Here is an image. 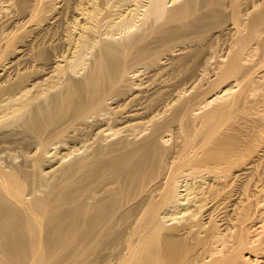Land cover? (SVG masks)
I'll list each match as a JSON object with an SVG mask.
<instances>
[{
  "label": "bare ground",
  "instance_id": "bare-ground-1",
  "mask_svg": "<svg viewBox=\"0 0 264 264\" xmlns=\"http://www.w3.org/2000/svg\"><path fill=\"white\" fill-rule=\"evenodd\" d=\"M11 1L17 9L0 25V264H60L68 256L77 264H246L244 252L264 264V224L251 240L243 229L252 200L246 195L241 206L236 199L241 207H232L233 217L222 212L219 223L208 211L202 228L196 212L207 207L205 193L216 201L223 189L209 183L198 191L201 185L187 182L202 169L247 180L259 166L264 171V101L251 97L264 78V0H181L172 7L114 0L108 13L111 0H64L50 16L42 0ZM139 14L147 23L140 31ZM116 29L127 38L101 36ZM213 41L227 52L216 56L218 69L208 78L211 68L195 70ZM140 65L146 75L131 79ZM188 67L195 75L204 69L208 79L199 75L205 82L190 85L187 78L194 91L184 97L177 85ZM218 98L224 101L199 111L195 124L196 102ZM175 126L183 138L167 146L164 132ZM261 187L264 211V179ZM204 191L190 209L185 201ZM181 204L177 213L186 220L181 214L180 223H166V211Z\"/></svg>",
  "mask_w": 264,
  "mask_h": 264
},
{
  "label": "rangeland",
  "instance_id": "rangeland-1",
  "mask_svg": "<svg viewBox=\"0 0 264 264\" xmlns=\"http://www.w3.org/2000/svg\"><path fill=\"white\" fill-rule=\"evenodd\" d=\"M6 1H7V4H6ZM10 1H11V0H5V1H4V0H3V1L0 0V3H1V5H0V8H1V9H0L1 11H0V12H1V13H0V14H1V16H2L3 11L6 13V15L3 14V15H5V17H3V16L1 17V16H0V19H1V20H0V25H1V22H4V19H2V18H5V20L8 19V18L10 19V16L12 15L11 13H13L12 11H15V10L17 9V8H16V7H17V4L15 3V5H16V7H15L14 3H12V1H11V2H10ZM42 1H43L45 4H44V3H41V5L44 4L46 7H45L44 5H42V6H44L45 8L49 7V5H47V3L50 4V7H49L50 9L48 8V10H50V11H48V10L45 9V8H44V9L47 10V11H44V10H43V11H44V14H43V15H47V16H48V15H49V16L52 15V14H53V11H55V9H57L55 12L59 11V7H58V6H61V7H60V10H63V8H65V6H66V4H67V3H65V1L67 2V0H65V1H64V0H50V1H49V0H46V1L42 0ZM42 1H41V2H42ZM62 1H63V2H62ZM96 1H97V0H96ZM111 1H112L111 3L108 1L107 4H104V6H106V7H104V8H105V11H106L107 13L110 11L109 8H112V4L116 3L114 0H111ZM113 1H114V2H113ZM116 1H117V0H116ZM164 1L167 3V5H168L169 7H172V6H173L174 4H176V2H178V1L181 2V0H164ZM2 2H3V3H2ZM49 2H50V3H49ZM8 3H10V4H8ZM51 3H52V4H51ZM61 3H62V4H61ZM63 3H65V4L63 5ZM98 3H100V0L98 1ZM142 3L145 4V3H147V1H146V0H142ZM4 4H6V5H4ZM55 4H56V5H55ZM57 4H58V6H57ZM60 4H61V5H60ZM7 5H8V6H7ZM53 5H54V6H53ZM62 5H63L64 7H62ZM89 5H90V4H87V7H89ZM109 5H110V7H109ZM1 6H4V7H1ZM11 7H12V8H11ZM14 7H15V10L13 9ZM52 7H53V8H52ZM54 7H56V8H54ZM2 8H4V9L2 10ZM89 8H90V7H89ZM104 8H103V10H104ZM142 8H143V6H142ZM6 9H8V10L10 9V10L8 11V10H6ZM11 9H12V10H11ZM51 9H53V10H51ZM5 10H6V11H5ZM108 10H109V11H108ZM7 11H8V12H7ZM43 11H41V14H42ZM77 11H78V10H77ZM105 11H101V12H102L101 14L105 13ZM140 11H141V10H140ZM9 12H10V13H9ZM51 12H52V13H51ZM111 12H112V11H111ZM111 12H110V13H111ZM141 12H142V11H141ZM16 13H17V12H16ZM47 13H48V14H47ZM50 13H51V14H50ZM66 13H67V15L70 17V15H69V11H67ZM74 13H76V14H75L76 18L78 17V18L76 19L77 21H79V20H80V21H83V19H84V18H83L84 15L80 16V14H77L76 9H75V12H73V14H74ZM10 14H11V15H10ZM41 14H40L39 16H41ZM101 14L98 15L99 18H100V15H101ZM105 14H106V13H105ZM8 15H9V16H8ZM67 15H66V16H67ZM7 16H8V18H6ZM14 16H15V15H14ZM14 16H13V17H14ZM18 16H19V15H18ZM68 16H67V17H68ZM140 16H142V15L139 14L137 17H135V19H137V20L135 21L136 24H137V25H140V26H138V27H140V29H138V31H140V30L142 29L141 26H146L145 24H147V23H145V24H144V23H141V22H143V19H142V20L139 19ZM67 17H66V18H67ZM112 17H113V16H112ZM11 18H12V16H11ZM38 18H39V17H38ZM140 18H142V17H140ZM34 19H35V18H34ZM36 19H37V17H36ZM36 19H35V20H36ZM97 19H98V18H97ZM35 20L32 21L31 24H29V25H32L33 23H35ZM103 20H104V18L100 20L101 22L98 21V22L100 23V25H101V23L103 22ZM108 20H109V19H108ZM108 20H107V21H108ZM139 20H140V21H139ZM96 22H97V21H95V23H96ZM98 22H97V23H98ZM139 22H140L141 24H144V25H141ZM97 23H96V25H98ZM138 23H139V24H138ZM137 25H135V26H137ZM105 27H106V25H101L99 29H100V30H103V29H105ZM77 30H79V28H76L75 32H77ZM116 30H117V31L114 30V31H112V32L109 33V34L104 33V34H102L101 36H102V37H108V38H110V39H112V40H114L113 38H115V39H116V38H117V39L119 38L118 40H120V39H123L122 37H124V35L128 34L127 32H126V34H124V33H125V30H124V29H116ZM119 31H120V32H119ZM123 32H124V33H123ZM121 33H122V34H121ZM112 34H113V35H112ZM111 35H112V36H111ZM111 37H112V38H111ZM124 38L126 39L127 37H124ZM19 39H20V38L16 39V42H18V43H16V42H15V43H16L17 45L20 44V41H18ZM117 39H116V40H117ZM14 40H15V39H13V42H14ZM20 40H21V39H20ZM219 41L222 42V40H219ZM219 41H217V42H219ZM11 42H12V40H11ZM13 42H12L11 44H15V43H13ZM214 42H215V41H213V47H210V48H213V49H210V48H209V49H210L211 51H212V50H213V51H214V50L216 51V49L214 48V47H216L215 45L222 46L221 48L218 47V46H217L218 48L216 47L218 53H216L215 51H214L215 53H213V51L210 52V50H207L208 48H206L207 51H205V49H204V50H203L204 53L202 52L200 56L207 58V59L203 58V60L206 61L207 64H205L206 62L203 63V62H202V61H203V60H202V57H200L201 59L199 58V61L202 63V64H200L201 67L199 66V67H197V69L199 68V70H197V69L195 70V71H200V69L202 68V65H205V67H209V68H207V70L205 69V72H206V71L209 72V71L212 69V70H211L212 73L209 72V76L206 74L207 72H206L204 75H202V72L204 73V71H203L204 69L201 70L202 72L197 73L198 76L195 75L196 72H195L194 74L192 73L193 75H195V78H194V76H191V75H192V74L190 73V72H191V67H188V70H189V71H188V70L186 69V68H187V66H186V68H184V69L187 70V71H185V70L182 71V74H183V72H184V74H185V72H186V75H187V76L183 74V75H182V76H184V78H183V77L180 75L181 77H179V78H181V80H179V84L177 85V86H180V87H179V88L177 87V90H180V89L182 90L183 87H185V88H184L185 90H184V91L182 90V91H183L182 93H183L184 97H185L186 95L189 96V95H191V94L193 93L192 91H194V86H192V87H189V86H190V85H194V82H196L197 80L199 81L200 78L198 79V77H200V76L202 75V76H204V77H205V76H208V78H211L212 74L216 71V69H214V68H215V67L217 68V66H214V65L217 64L216 61L219 60V59H223L224 56L222 57V56H221L222 54L226 55V54H225L226 48L224 47L225 44H224V45H223V43L220 44V42H219V43L216 42L217 44H215ZM12 47H13V45H12ZM12 47H11V49H13ZM223 47H224L225 50L223 49ZM8 48H10V47H8ZM222 49H223L224 51H223ZM221 50H222V53H221ZM208 51H209V52H208ZM226 52H227V51H226ZM212 53H213L214 55H213ZM205 54H207V55H211V56H207V55H205ZM216 54H217V55H216ZM219 54H220V55H219ZM89 55H90L89 53L86 54L85 62L88 61L87 59H89V58H88ZM204 55H205V56H204ZM213 56H214V58H213ZM216 56H219V57H221V58H218V57H216ZM216 58H218V59L216 60ZM212 59H213V60H212ZM86 60H87V61H86ZM214 60H216V61H214ZM213 61H214V62H213ZM197 62H198V61H197ZM208 62H209V63H208ZM212 62H213V63H212ZM215 63H216V64H215ZM208 64H209V66H208ZM188 66H191V65H188ZM143 67H144V66H141V65H140V67H139V66L137 67V70H134L133 72L131 71V72L129 73L130 75L132 74V75L130 76L131 79H134V80H135L136 78L139 79V76H140V77H143L142 75H146V71H147V69H146L145 67H144V68H143ZM140 68H141V69H140ZM142 68H143L144 70H143ZM203 68H204V66H203ZM210 68H211V69H210ZM262 68L264 69V66H263ZM139 69H140V72L142 71L143 73H142V72L140 73V72H139ZM209 69H210V70H209ZM217 69H218V68H217ZM263 69H262V70H263ZM213 71H214V72H213ZM134 73H135V74H134ZM136 73H137V74H136ZM138 73H140V74H138ZM144 73H145V74H144ZM262 73H264V71H263ZM262 73H261V69L259 68V70H257V73H255V74H257V75L259 74L258 76L255 75V77H256V78H255L256 81H257L258 77H259V79H260V77L262 78L263 75L260 76V74H262ZM133 74H134L135 76H134ZM210 74H211V75H210ZM199 75H200V76H199ZM185 76H186V78H185ZM182 78H183L184 80H183ZM187 78H189L188 81L191 82L192 84L190 83V85H189V84L187 83V82H188V81H186ZM190 78H191V79H190ZM192 78H194V79L197 78V79H196V80H192ZM208 78H207V79H208ZM137 79H136V80H137ZM204 79L207 80L206 77H205ZM204 79L201 78L200 81H199V83H200L202 80L205 82ZM255 79H254V80H255ZM263 79H264V78H262L261 80H263ZM261 80H260V81L258 80V82H255V83H258V84H259V85H257V88L254 87L255 89L252 88V87H253V84H255L254 81H253V84H252V86H251V88L253 89V90H251V91H252V95H251V97H254V98H256V97H257V98L260 97V98L264 101V81H261ZM180 81H181V82H180ZM183 81H184L185 83H183ZM193 81H194V82H193ZM198 81H197L196 83H198ZM204 82H202V83H204ZM184 84H187V85H184ZM255 85H256V84H255ZM182 86H183V87H182ZM181 87H182V88H181ZM187 88H188V89H187ZM221 88H222V91H221ZM223 88L225 89V88H226V85H223V86H220L219 88H217V89H218V94H222V93H220V91L223 92V90H224ZM189 89H191V90L189 91ZM192 89H193V90H192ZM187 91H188V92H187ZM251 91H249L250 94H251ZM189 92H190V93H189ZM187 93H189V95H188ZM211 94H212V93H211ZM254 94H255V96H254ZM213 95H214V94H213ZM213 95L209 96L208 98L213 97ZM248 95H249V94H248ZM187 96H186V97H187ZM224 97L226 98V96H224ZM251 97H250V96L248 97L249 100L253 99V98H251ZM225 100H226V99H225ZM222 101H224V98H218L217 100H214L212 103L207 104L208 106H204L203 103H199L201 107L198 106V105H197L198 102H196V106H195V104H194V106H195L196 108L193 107L194 110H192V112H191V113H192V116H191V117L194 118V122H195V124L198 122V125H199V123H200V122H199V120H200V114H202L201 112H203V111H208V107H209V108H212L214 105H216V104H218V103H220V102H222ZM201 104H202L203 106H202ZM197 106H198V107H197ZM199 107H200V108H199ZM203 107H204V108H203ZM206 107H207V110H206ZM201 108H202V109H201ZM204 109H205V110H204ZM201 110H203V111H201ZM197 111H198V112H197ZM199 111H201V112H199ZM196 112H197L198 114H199V113H200V114L197 115ZM238 113H239V112L236 110V111H233V112H232V115H235V114H238ZM195 115H196L197 117H195ZM198 116H199V117H198ZM198 118H199V120H198ZM195 119H196V120H195ZM225 123H226V121H225V122H222V125L225 124ZM263 123H264V120H263ZM263 123H262V124H263ZM198 125H197V126H198ZM195 126H196V125H195ZM195 126H193V127H195ZM262 127H263V126H262ZM195 128H196V127H195ZM263 128H264V127H263ZM171 129H172V130L174 129V130L171 131ZM175 129H176V130H175ZM178 129L181 130V128H179L178 126H175V127H171L170 129H168V131L166 130L165 132H167V133L164 132V136H163V137H164V139H165V144H166L167 146H171V147H173V146H176V145H174L173 143H175V144L177 143V144H178V143L181 142V139L183 138V137L181 136V135H183V134H181V133H183V131L180 132ZM143 130H144V129H143ZM143 130H142V131L140 130V133H139V130L136 131V132H137L136 136H137V137L141 136V134H143V133H141V132H143ZM169 130H170V131H169ZM193 130H194V129H193ZM145 131H146V129L144 130V132H145ZM178 131H179V132H178ZM194 131H195V130H194ZM168 132H169V133H168ZM172 132H173L174 134H173ZM263 132H264V131H263ZM178 133H180L181 135L178 134ZM138 134H139V135H138ZM171 134H172V135H171ZM184 134H185V133H184ZM179 135H180V136H179ZM130 136H132V134H131ZM168 137H169V138H168ZM170 137H171V138H170ZM175 137H176V139H175ZM178 138H179V139L181 138V139L179 140ZM197 139H198V136L196 137V140H197ZM177 140H178V142H177ZM196 140H195V141H196ZM172 144H173V145H172ZM52 150H53V149H52ZM52 150H50L49 153H51ZM53 151H54V150H53ZM62 151H65V147H62V148H61V152H62ZM81 151H82V150L80 149V152H81ZM78 152H79V151H78ZM49 153H48V155H51V154H49ZM260 163H261V162H260ZM260 163H259V165H260ZM259 165H257L256 167H258ZM261 165H262V164H261ZM262 166H263V165H262ZM262 166H261V167H262ZM261 167L259 166L258 169L256 168V170L254 171L255 174H256V171H257V174L259 173V175H255V174H253V175H254V179H252V178H253V177H252L253 175H250L252 178H251L250 176H248V177H250L249 180H247L248 178L245 177L244 175H240V176L237 177V179H234V178H236V176H232V174H230L229 176L227 175V176H224V177L221 176V178H220V177L216 178L214 175H212V174L210 175V173L208 174V172L206 173V172H205V169H204V170L202 169L201 171L196 172V175L194 174V176H192V175L189 174V177L191 176L190 178L194 177V178H192V179H190V178L187 179V177H186L187 182L192 183L193 186H194L195 188L198 189V188H199V187H198L199 185L202 186V187L200 186L201 188L198 189V191H199V190H203V189L205 190L206 187L210 186L209 183H210V184L212 183V185L218 183V184L221 185V187H222L221 189H223L222 191H218V193L220 192L219 195H218V193H217V195L214 197V198L216 199V201H213V198H212V201H211V200H210V199H211L210 196H209L207 193H205V191L202 192V195H201V196H200L201 192H200V193L198 192V193H197V197H195L194 194H193L194 192H192L191 194H193V195H192V197L190 196L191 194L189 195V196L191 197V198H189V201H185V200H184V201L187 202V203L190 202V203L188 204V205L190 206L189 208H190V209H193V208L195 207V204H197V202L194 203L196 199L201 198V200H202L206 195H207L206 197H209V199L207 198V200H206V197H205V198L202 200L203 203L201 202L202 205L208 202V203L206 204L207 207H206L205 205H203L202 207L200 206V208L198 207L200 211H199V210L197 211L198 208H197V209L195 208V210L197 211V212L195 211V212H196V215H197V218H196V219L199 218V220H200V218L202 217V218H201L202 221L200 220V222H203V223H204V227H202V228H205V226L207 225V223H205V222H207V220L209 219V218L207 217V215H208V213H209L208 211L212 210V211H211L212 213L210 212V214L212 215L211 217H213V219H215V221L219 223V221H220L223 217H225L224 214H222V212H224L225 215L227 214L226 216H228V212H229V213H230V216H232V215L234 214V213L232 212V207H233V209L235 210L236 207L240 206V204H238L237 201L241 202V206H242V204H245V203H244V202L246 201V200H245V197H246V195H247L246 198L251 199L253 203H252V205H251L252 208H251V210H250V218L247 219V220L243 223V229H244V232H245V235H246V239L248 238V240H251L252 238H254V237L258 234V232H259V234L261 233V232H260L261 227L258 226V224H264V211H263V207H262V206H263V201H262V198H261V197H262V196H261V194H262V191H261V190H262V189H260L261 184H262V181H263V179H264V178H263V176H264V175H263V174H264V171H263V167H262V168H261ZM260 169H261V170H260ZM259 170H260V172H258ZM242 176L245 177L246 179L243 178ZM255 176H256V177H255ZM214 177H215V178H214ZM231 177H233V179H232ZM239 177H240V178H239ZM241 177H242L243 179H241ZM244 179H245V180H244ZM261 179H262V180H261ZM246 180L249 181L250 183L245 182ZM254 180H255L256 182H254ZM228 181H229L230 185L228 184ZM230 181H231V182H230ZM257 181H258V182H257ZM251 182H252V183H251ZM253 182H254V183H253ZM243 183H244V184H243ZM246 183H247V184H246ZM192 184H190V185H192ZM195 185H196L197 187H196ZM222 185H223V186H222ZM224 185H225V186H224ZM259 185H260V186H259ZM193 186H192V187H193ZM243 186H244V187H243ZM194 187H193V190L195 189ZM202 188H203V189H202ZM261 188H262V187H261ZM221 189H220V190H221ZM241 190H242V191H241ZM258 190H259L260 194L257 192ZM184 191H186V190H184ZM191 191H192V190H191ZM196 191H197V190H196ZM239 192H241V193H239ZM254 192H255V193H254ZM256 192H257V195H256ZM204 193H205L206 195H205ZM251 193H253V194L250 195ZM198 194H199V195H198ZM203 194H204L205 196H204ZM240 194H242V195H240ZM258 194H259V197L255 200V198H256V196H258ZM195 195H196V194H195ZM249 195H250L251 197H249ZM202 196H204V197L202 198ZM217 196L219 197V200L217 199V198H218ZM239 196H241V197H239ZM260 196H261V197H260ZM193 197L195 198V200L192 199ZM198 197H199V198H198ZM224 197H225V198H224ZM238 197H239V198H238ZM243 197H244V198H243ZM220 198H221V199H220ZM222 198L225 199V200H223ZM242 198H243V199H242ZM259 198H260V199H259ZM191 199H192V200H191ZM215 199H214V200H215ZM236 199H237V201H236ZM190 200H191V201H190ZM205 200H206V201H205ZM234 200H235V201H234ZM240 200H241V201H240ZM243 200H244V201H243ZM257 200H258V201H257ZM259 200H260V201H259ZM210 201H211V203H210ZM218 201H219V202H218ZM232 201H233V202H232ZM247 201H248V199H247ZM185 202H184V205L186 204V206H187V203H185ZM191 202H193L194 205H193V203H191ZM214 202H215V204H216V202H218L217 205H215ZM231 202H232V203H231ZM242 202H243V203H242ZM254 202L259 203V204H256V203H254ZM212 203H213V204H212ZM219 203H220V204H219ZM234 203H235V204H238V205L236 206V205H234ZM246 203H247V202H246ZM260 203H261V204H260ZM209 204H210V205H209ZM230 204H231V205H230ZM232 204H233L234 206H233ZM184 205L181 204L179 207H176V208H173V207H172V208H170L168 211H166V213H165L166 216H165L163 219L165 220V219H167V217H170V218H168L167 220H165V222L168 223V224H169V223H170V224H171V223L173 224V220H174V221H175V222H174L175 224L177 223V221H178V223H180L179 221H180V218H182V217H183L184 220H186V217L183 216L184 213H183L182 211H181V212H182L183 214H182L181 212H180V213H177L178 209L180 210V208H181V207L183 208ZM208 205H209V206H208ZM214 205H215V206H214ZM229 205H230V206H229ZM191 206H192L193 208H192ZM204 206H205V207H204ZM241 206H240V207H241ZM196 207H197V206H196ZM219 207H220V208H219ZM234 207H235V208H234ZM240 207H239V208H240ZM201 208H202V209H201ZM207 208H208V209H207ZM209 208H210V209H209ZM214 208H215V209H214ZM230 208H231V209H230ZM239 208H236V209H239ZM229 209H230L231 211H230ZM206 210H207V212H206ZM221 210H222V211H221ZM234 210H233V211H234ZM169 211H170V212H169ZM167 212H168V214H167ZM172 212H173L174 214H172ZM198 212H199V213H198ZM231 212H232L233 214H232ZM234 212H235V216H236L237 212H236V211H234ZM169 213H170V214H169ZM178 214H179V215H178ZM181 214H182V217L180 216ZM186 214H187V213H186ZM186 214H184V215H186ZM219 214H220V216H219ZM231 214H232V215H231ZM171 216H172V217H171ZM173 216H175V217H173ZM176 216H177V217H176ZM178 216H179V217H178ZM186 216H188V215H186ZM205 216H206V217H205ZM208 216H209V215H208ZM217 216H218V217H217ZM232 217H233V216H232ZM174 218H175V219H174ZM204 218H205V219H204ZM178 219H179V220H178ZM183 219H181V220H183ZM211 219H212V218H211ZM216 219H217V220L219 219V220L217 221ZM204 220H205V222H204ZM220 222H222V220H221ZM178 223H177V224H178ZM208 223H209V222H208ZM225 225H226V224H225ZM225 225L222 224V225H220L219 227L224 226V227H221V228L224 229V228H225ZM194 228H197V227L194 226L193 229H194ZM221 228H220V230H223V229H221ZM197 229H199V228H197ZM194 230H195V231H194ZM194 230H193V232L196 233L197 230H196V229H194ZM198 231H199L200 234L203 233V232L201 231V229H199ZM200 231H201V232H200ZM245 256H246V258L248 257L247 259H249V260H246V261H247L246 264H260V263L262 264V262H260V261H259V263H258V262H255L254 260H252V259H254V256H253L252 254H250V252H244V257H245ZM260 258H262V257H260ZM263 259H264V257H263ZM260 260H261V259H260ZM58 262H59L60 264H77L76 259H75V258H72L71 256H68V257L64 258V260H59V259H58ZM33 264H34V263H33Z\"/></svg>",
  "mask_w": 264,
  "mask_h": 264
}]
</instances>
